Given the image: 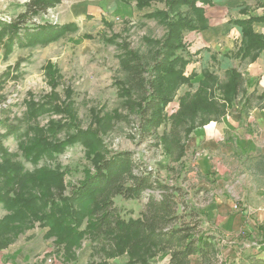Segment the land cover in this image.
I'll return each mask as SVG.
<instances>
[{
	"label": "rangeland",
	"instance_id": "1",
	"mask_svg": "<svg viewBox=\"0 0 264 264\" xmlns=\"http://www.w3.org/2000/svg\"><path fill=\"white\" fill-rule=\"evenodd\" d=\"M30 1L0 0V19L17 20L25 13V6ZM89 1L96 2L61 0L43 17L34 18L42 24H75L78 30L74 33L68 32L47 45L15 48L11 53L0 45V112L25 133L20 140L15 136L5 139L8 157L0 158V164L12 165L13 168L21 166L25 180L9 186L1 182V187L10 191L13 198L22 194L25 197L50 196L58 200L60 196H68L73 186L87 178L89 171L96 170L100 157L108 158L113 152L134 151L139 168L148 167L155 177L184 187L188 192L187 199L203 221V233L209 234L212 224H206L205 217L208 219L206 212L211 210L209 208L216 195V184L209 179H215L216 171L213 170L211 178L209 175L200 177L196 169L199 168L201 153L196 152L192 142L201 137L219 139L232 135L243 127V117L248 112L246 109L244 112H221V116H212L206 124H203L201 116L195 120V115L189 117L187 124L177 122L174 117L180 111L185 95L200 87L206 71L217 74L221 82L226 81L229 69L237 68L243 74V90H240L237 99L241 107L246 101V92L258 88L256 92L263 91L260 94H264V67L258 66L264 63V49L245 60L231 56L242 41L241 28L234 21L264 15V0H240L223 5L215 1L211 6H203L211 27L208 23L206 31L185 33L187 51L179 53L191 61L185 68L188 80L177 85L164 80L159 89L163 95L171 87L175 90L169 94L171 102L161 111L162 126L145 141L143 132L147 130L142 127L141 116L152 97L150 84L155 78L162 50L159 42L166 40L168 29L156 20L145 19L144 14L166 9V4L153 0L151 7L145 8L142 13L134 10L123 15L104 10L88 12L82 6ZM182 11L188 13V8L184 7ZM256 24L254 31L264 35V22ZM114 35L118 36L116 44L108 43ZM147 39H153L155 43H149ZM124 42L128 44L127 49L118 47ZM130 50L137 56L135 63L146 70L143 84L138 78H131L120 64V55ZM214 55L220 59L219 62L213 61ZM207 88L208 94L217 96L222 93L219 84L208 83ZM253 101L246 104V108L250 105L248 111L255 108L264 110V100ZM35 106L45 109L44 113L33 117L31 111ZM80 130L92 139L93 134L97 135L101 147H88L80 139L70 144ZM39 139L44 142L42 146L47 152L35 162L27 157L26 151L34 145L36 147ZM58 146H64V151L56 152ZM45 169L63 173V185H41L36 179L37 172ZM148 193L140 200L116 197L120 214L127 219L139 217L148 200ZM9 214V210L0 206L1 220ZM50 230V226L36 220L1 233L0 264H132L137 258L150 259L153 264L169 263L165 250L154 246L129 245L125 251L110 247L102 250L98 248L99 242L86 238L79 246L68 250L56 236L50 235ZM214 233L220 235L219 230ZM223 245L231 246L226 238ZM218 246L221 251L222 246ZM252 255L231 257L233 263H239L242 259H251ZM221 260H224L223 264H230L225 262L224 257ZM191 264L201 262L193 257Z\"/></svg>",
	"mask_w": 264,
	"mask_h": 264
},
{
	"label": "trees",
	"instance_id": "2",
	"mask_svg": "<svg viewBox=\"0 0 264 264\" xmlns=\"http://www.w3.org/2000/svg\"><path fill=\"white\" fill-rule=\"evenodd\" d=\"M132 1L137 2L140 9H144L151 6L153 0H125L127 3ZM156 1L164 2L166 9L155 10L145 17L164 25L168 33L166 40L159 42L162 50L159 53L155 78L150 84L153 93L141 116L142 127L147 130L143 132L144 141L162 126L161 111L171 102L169 94L175 90L171 87L165 90L167 92L163 95L159 89L163 86L164 80L175 83L173 85L188 80L185 68L191 61L179 53L187 51L185 33L201 32L209 27L205 8L199 7L198 4L211 6L214 0ZM60 2L61 0H31L25 6V13L17 20L0 19V45L5 47L7 53H11L15 48L47 45L68 32H76L78 27L75 24L59 26L50 22L42 24L34 20L35 17H43L49 9L55 8ZM184 7L188 8V13L182 11ZM260 22H264V15L234 21V24L241 28L242 41L236 51L232 52L233 58L245 60L250 56H256L255 53L258 54L264 49V35L256 33L253 28L254 24ZM116 38H118L116 35L109 38L108 43L116 44ZM147 42L155 43V40L147 39ZM127 45L124 42L118 47L127 49ZM119 58L121 66L129 76L138 78L137 80H141L143 84L146 70L135 63L137 60L135 53L130 50ZM208 83L219 84L222 93L217 96L208 94ZM243 85V74L237 68L226 71L224 82L220 81L217 74L206 71L200 87L192 93H187L182 99L181 109L174 118L177 122L187 124L189 117L195 115V120L201 116L203 124H206L212 116L216 114L221 116V112L229 113L234 109L238 112H244L246 109L248 112L247 108L250 105L246 108V104L255 99L257 102L263 101L264 94L257 95L256 91L250 94L246 92V101L241 107L237 99ZM56 110L58 112V109ZM44 111L42 107L35 106L31 114L37 117ZM49 131L52 132V129ZM10 136L20 140L25 133L19 125L12 123L10 118L3 117L0 112V158L8 157L4 140ZM79 139L88 147H101V140L97 135L93 134L92 139L81 130L72 138L70 144H75ZM43 144L44 142L39 139L36 147L34 145L26 151L27 157L35 162L42 158L47 152ZM55 151H64V146L56 147ZM100 158L96 170L89 171L87 178L73 186L68 196H60L58 200L55 197L49 198L50 196L25 197L22 194L13 198L10 191L0 185V206L11 212L0 219V234L38 220L44 226H50V235L56 236L60 244H64L68 250L90 238L99 242L98 248L102 250L110 247L125 251L129 245L160 248L169 256L167 264H191L193 257L199 258L201 264H223L215 237L203 233V221L197 209L187 199L188 192L184 187L178 184L171 185L155 177L148 167L139 168L134 151L113 152L108 158ZM37 173L36 179L43 186L63 185L64 174L61 172L45 169ZM24 176V169L21 166L13 168L12 165L0 164V184L2 182L9 186L17 181L23 182ZM145 193H148V200L140 216L136 219L124 218L116 205V197L140 200ZM113 254H116L115 251ZM132 264L153 263L150 259L146 261L137 258Z\"/></svg>",
	"mask_w": 264,
	"mask_h": 264
},
{
	"label": "crops",
	"instance_id": "3",
	"mask_svg": "<svg viewBox=\"0 0 264 264\" xmlns=\"http://www.w3.org/2000/svg\"><path fill=\"white\" fill-rule=\"evenodd\" d=\"M215 1L223 5L240 0H214L213 3ZM198 6L203 7L200 3ZM82 8H86L88 12L104 10L123 15H128L134 10L142 13L145 9H140L135 1L127 3L125 0H96L95 3L89 1ZM144 18L147 19L145 16ZM209 24L211 27V23ZM256 26L257 24H254V28ZM212 59L214 62L220 60L217 56ZM261 65L264 67V63H259L258 66ZM256 90L258 88L248 93ZM243 123L242 128L235 130L226 138L201 137L193 139L192 144L196 152L201 153L199 168L196 169L200 177L209 175L211 178L213 170L216 171L215 179L208 178L210 182L214 181L216 184V195L213 198V205L209 208L211 210L206 212L208 219L205 218L206 224H212L209 234L215 236L218 245L222 246L220 256L230 264H264V110L257 108L249 110L248 115L243 117ZM212 230H219L220 235ZM225 238L231 246L223 245ZM248 253L253 254L251 259L233 263L231 255L246 257Z\"/></svg>",
	"mask_w": 264,
	"mask_h": 264
}]
</instances>
